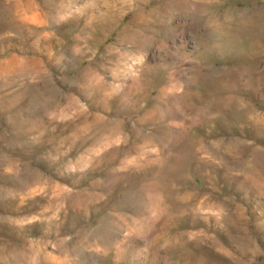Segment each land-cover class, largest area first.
Listing matches in <instances>:
<instances>
[{
    "label": "rangeland",
    "instance_id": "374dc122",
    "mask_svg": "<svg viewBox=\"0 0 264 264\" xmlns=\"http://www.w3.org/2000/svg\"><path fill=\"white\" fill-rule=\"evenodd\" d=\"M0 264H264V0H0Z\"/></svg>",
    "mask_w": 264,
    "mask_h": 264
}]
</instances>
